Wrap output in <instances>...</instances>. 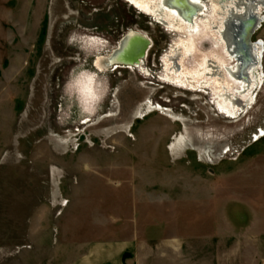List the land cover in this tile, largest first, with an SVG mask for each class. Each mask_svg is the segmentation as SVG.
Listing matches in <instances>:
<instances>
[{"label": "rangeland", "instance_id": "374dc122", "mask_svg": "<svg viewBox=\"0 0 264 264\" xmlns=\"http://www.w3.org/2000/svg\"><path fill=\"white\" fill-rule=\"evenodd\" d=\"M140 1L0 0V264L24 249L69 261L88 241L144 230L196 250L222 241L225 255L261 232L264 251V21L251 37L262 41L260 83L242 96L247 110L217 94L228 118L215 84L159 81L173 44L189 70L208 35L199 29L182 59L177 30ZM128 28L151 42L144 65L103 70Z\"/></svg>", "mask_w": 264, "mask_h": 264}, {"label": "flooded vegetation", "instance_id": "af4514ba", "mask_svg": "<svg viewBox=\"0 0 264 264\" xmlns=\"http://www.w3.org/2000/svg\"><path fill=\"white\" fill-rule=\"evenodd\" d=\"M124 1L128 2L130 6L135 7L134 0ZM204 1L206 3L208 2L209 4L205 6ZM261 1L262 0H252L250 1V3H247L245 0H200V2H198L200 4L195 5L192 0H189L188 2L191 3L192 6H194V11L192 10L193 13H191L190 11L191 14L186 16L188 19H182L173 11H171V9H168L169 11L163 9L162 7H165L162 5L163 0H141L139 11L145 12L153 19L163 23L165 26H167L169 31H171V29L177 30L176 32L180 35V41L182 42V48H184V55L182 59L187 58V56L188 58L193 56V52L195 51L193 46V37L196 33L199 32V29L200 31L205 32V36L208 35L209 41L211 43V46L208 48L207 52L202 53L199 59L193 60L194 64L190 67L189 70H184L183 67H181L180 65L178 66L177 62L180 59V54L176 45L179 47L180 45L178 44V42L173 44L169 51L164 55V63L166 64L165 76L160 77L159 81L162 83L164 82L171 84L172 80H174L173 82H177L180 84L184 83L183 85H185L190 91L196 92L209 90L208 88L211 89V87L215 84L216 89L220 87V92L215 90V94L213 95L215 102L213 105L220 114L228 118H232L234 117V115H236L225 114L224 111H221L222 106H218V104H216L218 98L217 94H221L219 95L221 99H227L230 106L228 107L229 109H227L230 111H234L233 113H237V110L238 112L240 111V114L246 111L247 107L246 109H243V106H247L248 104L246 105L245 102H243L242 96L249 89L255 87L256 80L253 78L252 74L250 75V71L254 69L258 70V67L260 66V53L259 58L256 59V56L252 53L251 45L254 46L255 44H259L260 46H262V41L256 43V41L251 40V37L260 28L261 23L264 21V15L260 14L259 11L260 8L264 7V1L262 3ZM248 7L251 8L253 14H246ZM230 15H234L238 18L243 19L251 18V22L255 23L253 24V26H250L251 30L249 32V43L247 49L248 55L252 60L247 62L246 66L241 68L242 70H238L239 67L237 65V61L236 59H234L235 57L232 58L229 54L224 39L223 31H225L226 29V19L229 18ZM148 41L149 46L145 51V59L147 57V51L149 50L151 43L150 40ZM113 48H115V46ZM113 48H111L107 52V54L104 55L107 57ZM196 50L198 51V49ZM98 55L99 54H97L94 59L95 67L98 66V64L100 65V59L97 58ZM145 59L140 60V64H137V66L139 67L140 65H142ZM226 60L228 62H226ZM229 62L231 63V65ZM115 67L118 66H107L105 61L102 64L103 70ZM120 67L127 68V66ZM239 71L242 72V75L241 77L236 78L234 74H240ZM182 72L184 73V77H181L180 75L177 76V74H180ZM145 74L148 75L147 73ZM224 79H228L231 84H236L238 86L237 90H234V92H232L231 94H227L228 92L226 91V93L224 94L225 90H223V87L221 86Z\"/></svg>", "mask_w": 264, "mask_h": 264}, {"label": "crops", "instance_id": "0c3cea01", "mask_svg": "<svg viewBox=\"0 0 264 264\" xmlns=\"http://www.w3.org/2000/svg\"><path fill=\"white\" fill-rule=\"evenodd\" d=\"M130 233L120 237L113 235L110 239L88 241L82 253L63 262H58L55 255L53 259L48 252V256L45 254L43 262L40 263L38 258L24 249L20 251V258H15V264H37L38 262V264H260L264 262V251L260 246L261 232L259 234L254 232L247 236L246 242L249 245L240 255L237 251L225 255L222 241L220 243L216 240L209 251L203 250L204 247L207 248L203 241L201 250H196L192 247L190 239H185L180 244L176 242L173 246L166 242L164 237L157 240V233L149 237L148 230H144L142 235ZM176 244L178 246L175 249ZM240 256H243L242 262H240Z\"/></svg>", "mask_w": 264, "mask_h": 264}, {"label": "bare ground", "instance_id": "6f19581e", "mask_svg": "<svg viewBox=\"0 0 264 264\" xmlns=\"http://www.w3.org/2000/svg\"><path fill=\"white\" fill-rule=\"evenodd\" d=\"M188 1L189 0H163V3L162 2L161 3L163 6H165V7H162L163 9H166V10L171 9V11H173L180 18L188 19L186 16L193 13L194 11L193 10L194 6H192L191 3H189ZM245 1L247 3H250V1L252 0H245ZM263 1L264 0H262L261 3ZM192 2H194L195 5L200 4L198 3L200 2V0H192ZM246 14H253L250 7H248ZM153 20L157 22L159 25H161L164 30H168L167 26H165L163 23L155 19ZM226 21H227V24L225 26L226 29L225 31H223L226 46H227L228 52L231 55V57L232 58L235 57L234 59H236L237 65L239 67L238 70H242L241 68L246 66L247 62L252 60L251 57L248 55L247 49H248V43H249L248 41L249 32L251 30L250 26H253V24L255 23L251 22V18L243 19V18H238L237 16H234V15H230L229 18L226 19ZM126 31H125L126 33L120 36L121 38L119 37L120 39H118L119 41L117 45L115 46V48H113L110 51V53L105 59V63L107 64V66H111V67L127 66V68L130 67V68L138 69L141 66V65L139 67L137 66V64L138 65L140 64L139 61L145 59V53H146L145 51L147 47L149 46V41H148L149 39H147L148 37L142 34L138 30L128 28L126 29ZM251 46H252V53L256 56V59H258L261 46L259 44H255L254 46L253 45ZM142 65H144V63ZM115 68H118V67H115ZM142 70H143V67H141V71ZM145 70L142 71V73L143 72L145 73ZM256 71L258 72L257 69L250 71V75L252 74L253 78L256 80L255 87L257 86V84L259 86V83H260V76L259 77L257 76ZM239 73L240 74L238 73L234 74V76L236 78L241 77L242 72L239 71ZM164 84L171 85L170 83L169 84L164 83ZM235 116L236 115H234V117Z\"/></svg>", "mask_w": 264, "mask_h": 264}, {"label": "built area", "instance_id": "2783aa9c", "mask_svg": "<svg viewBox=\"0 0 264 264\" xmlns=\"http://www.w3.org/2000/svg\"><path fill=\"white\" fill-rule=\"evenodd\" d=\"M260 264H264V263H260Z\"/></svg>", "mask_w": 264, "mask_h": 264}, {"label": "water", "instance_id": "95a60500", "mask_svg": "<svg viewBox=\"0 0 264 264\" xmlns=\"http://www.w3.org/2000/svg\"><path fill=\"white\" fill-rule=\"evenodd\" d=\"M118 43V42H117ZM117 43H116V45H117Z\"/></svg>", "mask_w": 264, "mask_h": 264}]
</instances>
